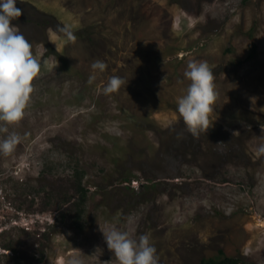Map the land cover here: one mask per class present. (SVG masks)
I'll use <instances>...</instances> for the list:
<instances>
[{"label":"rangeland","instance_id":"1","mask_svg":"<svg viewBox=\"0 0 264 264\" xmlns=\"http://www.w3.org/2000/svg\"><path fill=\"white\" fill-rule=\"evenodd\" d=\"M16 6L41 71L9 128L20 142L0 155V264H118L107 224L149 235L159 264L220 251L264 264V0ZM190 60L208 63L217 93L198 137L176 111ZM113 76L124 84L105 95Z\"/></svg>","mask_w":264,"mask_h":264},{"label":"clouds","instance_id":"2","mask_svg":"<svg viewBox=\"0 0 264 264\" xmlns=\"http://www.w3.org/2000/svg\"><path fill=\"white\" fill-rule=\"evenodd\" d=\"M17 2L0 0V133L7 134L0 139V155L3 156L11 154L20 142L21 137L15 132L9 133V128L24 118L34 91L33 81L41 71V64L33 56L32 45L23 32L12 24L23 11L16 6ZM63 31L67 41L75 40L70 29ZM91 68L94 73H102L106 65L98 60ZM183 76L188 85L185 93L176 100V111L186 131L198 137L210 127L209 114L214 111L217 98L214 73L207 62L190 60ZM95 80V74L89 77V83ZM123 84L121 77L113 76L103 87V94L115 93ZM101 232L118 264H159L157 250L149 235L142 234L134 239L129 231H121L112 224H107ZM68 264L82 262L70 259Z\"/></svg>","mask_w":264,"mask_h":264},{"label":"trees","instance_id":"3","mask_svg":"<svg viewBox=\"0 0 264 264\" xmlns=\"http://www.w3.org/2000/svg\"><path fill=\"white\" fill-rule=\"evenodd\" d=\"M253 48L255 50L256 44ZM250 56H253V54H251ZM79 190L82 191L81 194L83 195V197H85L86 191H84V188L80 186ZM243 262V258L227 256L223 251H220V254L218 256L209 259H204L200 264H243Z\"/></svg>","mask_w":264,"mask_h":264},{"label":"bare ground","instance_id":"4","mask_svg":"<svg viewBox=\"0 0 264 264\" xmlns=\"http://www.w3.org/2000/svg\"><path fill=\"white\" fill-rule=\"evenodd\" d=\"M262 223H263V222H262ZM262 223H261V224H262ZM262 226H263V224H262Z\"/></svg>","mask_w":264,"mask_h":264}]
</instances>
